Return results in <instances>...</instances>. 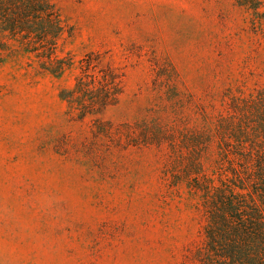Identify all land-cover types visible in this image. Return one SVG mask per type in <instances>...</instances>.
Here are the masks:
<instances>
[{
	"label": "rangeland",
	"instance_id": "1",
	"mask_svg": "<svg viewBox=\"0 0 264 264\" xmlns=\"http://www.w3.org/2000/svg\"><path fill=\"white\" fill-rule=\"evenodd\" d=\"M52 2L63 76L0 67V264H192L202 201L185 171L212 176L230 97L264 87V0ZM91 54L122 90L79 121L62 92Z\"/></svg>",
	"mask_w": 264,
	"mask_h": 264
},
{
	"label": "trees",
	"instance_id": "2",
	"mask_svg": "<svg viewBox=\"0 0 264 264\" xmlns=\"http://www.w3.org/2000/svg\"><path fill=\"white\" fill-rule=\"evenodd\" d=\"M70 34L52 0H0V67L24 56L40 72L61 77L70 65L59 57L60 41ZM96 56L82 61L74 86L62 92L68 114L79 121L103 115L121 94L120 73ZM217 130L222 144L212 176L185 171L202 201L192 264H264V87L233 94Z\"/></svg>",
	"mask_w": 264,
	"mask_h": 264
}]
</instances>
